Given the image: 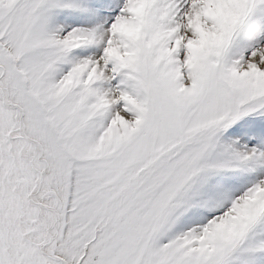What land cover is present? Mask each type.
<instances>
[{
	"label": "snow or ice",
	"instance_id": "6c2138e0",
	"mask_svg": "<svg viewBox=\"0 0 264 264\" xmlns=\"http://www.w3.org/2000/svg\"><path fill=\"white\" fill-rule=\"evenodd\" d=\"M0 264H264V0H0Z\"/></svg>",
	"mask_w": 264,
	"mask_h": 264
}]
</instances>
